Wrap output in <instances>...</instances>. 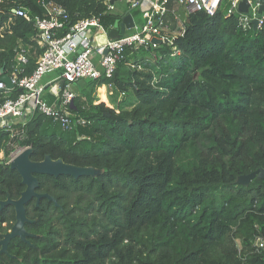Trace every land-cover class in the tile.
<instances>
[{"label": "trees", "instance_id": "16d2710c", "mask_svg": "<svg viewBox=\"0 0 264 264\" xmlns=\"http://www.w3.org/2000/svg\"><path fill=\"white\" fill-rule=\"evenodd\" d=\"M43 3L64 8L66 27L97 16L108 28L120 18L105 12L103 0H0L5 73L20 49L24 73L34 69L43 48L33 39V20L45 15ZM229 5L222 0L211 15L189 13L173 39L177 55L169 56L165 42L154 50H126L111 79L88 80L80 87L85 100L74 97L71 107L85 125L63 130L33 115L24 138L11 140L31 147L32 160L49 154L101 173L41 176L38 191L61 208L45 198L37 208L29 203L27 215L36 221L25 227L36 234L34 246L11 239L0 264H264L254 246L256 237L264 239V180L235 183L264 167V20L244 29L236 13L227 14ZM130 12L141 14L139 7ZM145 52L156 60L140 57ZM108 82L123 94L116 108L92 103L94 87ZM9 141L0 127V199L7 192L17 198L24 188L5 163ZM13 221L7 206L0 230Z\"/></svg>", "mask_w": 264, "mask_h": 264}, {"label": "built area", "instance_id": "2783aa9c", "mask_svg": "<svg viewBox=\"0 0 264 264\" xmlns=\"http://www.w3.org/2000/svg\"><path fill=\"white\" fill-rule=\"evenodd\" d=\"M118 1L121 0H103L105 12L119 14L121 18L126 10L139 7L142 22L136 24L134 20V27L114 38L108 36L113 25L104 28L97 16L79 19L68 23L66 27L68 17L64 8L55 3H43L45 15L36 16L33 20V39L43 48L34 69L29 74L24 73L23 66L27 57L25 49H20L16 55V64L8 74L13 87L7 88L0 79L3 98L0 104V127L9 133L8 143L11 147L5 163L8 164L14 156L29 147L16 145L11 140L24 138L25 126L36 112L51 118L63 130L85 125L87 120L71 111L73 99L77 96L71 89L72 85L85 79H111L118 63L125 57L126 50H154L165 42L170 46L169 56L177 55L179 49L173 44L176 35L166 32L168 13H175L169 9L171 4L181 7L186 15L199 10L211 15L222 0H122L125 7L123 11V7L118 8ZM238 1L230 0L227 14L236 13L244 29L249 28L254 19H257V26H260L264 20V13H258L260 2L249 1L248 12L240 13L237 10ZM15 13L23 15L24 11L17 9ZM152 38L160 39L161 42H153ZM49 73H55V76L43 81ZM57 82L60 83L58 86ZM13 90L17 92L13 93ZM46 94L53 95L51 103L46 100ZM254 246L264 256L263 237H256Z\"/></svg>", "mask_w": 264, "mask_h": 264}, {"label": "water", "instance_id": "95a60500", "mask_svg": "<svg viewBox=\"0 0 264 264\" xmlns=\"http://www.w3.org/2000/svg\"><path fill=\"white\" fill-rule=\"evenodd\" d=\"M114 0H110L113 2ZM249 1L252 0H239L237 3V10L240 13H247L249 9ZM260 2L258 13H264V0H255ZM131 9L126 10L121 18H117L113 24V27L108 31V36L111 38L118 37L124 33L126 29L134 27V18L130 12ZM188 20V19H187ZM252 25L255 28L257 26V19L252 21ZM153 42L160 43L161 40L152 38ZM105 52V51H104ZM0 79L6 84L7 88H12L13 83L7 73L4 72L3 67L0 68ZM21 91V89H19ZM109 116V113H105ZM33 149L31 147L23 149L20 153L14 156L8 163L10 169H14L21 177V183L24 185V189L20 192L17 198H11L8 196L5 199H0V210L7 205L13 206L15 220L12 226L4 233L0 238V256L2 254H8L7 246L11 239L19 238L22 242L27 243L29 246H34L29 238L35 235L26 230V223H33L35 220L31 219L26 214L25 205L31 200L35 199V206H39L41 199H46L48 202H52L54 206L60 207L57 199L47 192H39V180L36 174H45L54 177L59 175H67L73 178L80 176L95 177L101 173L100 169L93 166H79L71 163L64 162L61 158L53 159L49 154H45L41 160H32L31 156ZM2 163V162H1ZM259 178L264 180V167H258L257 169L246 173L240 174L236 177L235 183L241 185H248L253 178ZM10 257L13 255L10 254Z\"/></svg>", "mask_w": 264, "mask_h": 264}, {"label": "crops", "instance_id": "0c3cea01", "mask_svg": "<svg viewBox=\"0 0 264 264\" xmlns=\"http://www.w3.org/2000/svg\"><path fill=\"white\" fill-rule=\"evenodd\" d=\"M172 10L175 11L174 14L171 13L172 17L171 16H168V20H170L173 24L175 23H179V14H178V11H181L183 14H185V17H184V21H187V15L186 13L182 10L181 7H179L178 5H172ZM141 12V10H140ZM140 16V22H142V12L141 14L139 15ZM178 17V19H176ZM136 24H139L137 21H136V17H133ZM174 20V21H172ZM169 26V25H167ZM183 29V25L180 27V29H178L177 31L176 30H173L171 28V30L173 31H169L168 27L166 29V32L168 34H174V35H177L179 32H181ZM176 32V33H175ZM140 57H143L144 60H149L151 63H153L156 58L154 57V55L151 53H141ZM142 67V66H140ZM51 74L46 80L48 79H51L55 76V73H49ZM90 80V79H85V80H79L78 82H76L75 84L72 85V87L75 89L76 88V93H77V96H80V99L79 100H85V97L83 95V93L80 91V87H84L86 85V82ZM60 83L57 82V86L59 85ZM78 89V91H77ZM122 93L120 91H118L115 86L113 85V83L111 82H108V83H103L101 85H97L94 87L93 91L91 92V97H92V103L94 104H97V103H100V102H103L106 106L108 107H111V108H116L117 105H118V102L120 100V98H122ZM76 96V97H77ZM54 100V99H53ZM73 106V102H72V105L71 107Z\"/></svg>", "mask_w": 264, "mask_h": 264}, {"label": "rangeland", "instance_id": "374dc122", "mask_svg": "<svg viewBox=\"0 0 264 264\" xmlns=\"http://www.w3.org/2000/svg\"><path fill=\"white\" fill-rule=\"evenodd\" d=\"M117 6H118V8L119 9H121L123 6H124V1H118L117 2ZM123 10H125V7H123L122 9H121V11H123ZM178 14H179V18H180V20H179V23H172L170 20H168L167 21V25H169L168 26V29H169V31L171 32L172 30H171V28L173 29V30H178V29H180V27L183 25V22H184V17H185V14H183L181 11H178ZM140 16H136V21L138 22V23H140ZM173 32V31H172ZM176 33V32H175ZM102 38H100V40H101ZM51 74H46L45 76H44V78H43V81H45L49 76H50ZM72 89V91H74V92H76V88L74 89L73 87L71 88ZM77 91H78V89H77ZM0 158H3V153L1 152L0 153ZM0 161H2V160H0ZM238 242V245H240V243H239V241H237Z\"/></svg>", "mask_w": 264, "mask_h": 264}, {"label": "flooded vegetation", "instance_id": "af4514ba", "mask_svg": "<svg viewBox=\"0 0 264 264\" xmlns=\"http://www.w3.org/2000/svg\"><path fill=\"white\" fill-rule=\"evenodd\" d=\"M3 163V161H0V164H2ZM12 170H14V169H12ZM17 172V171H16ZM45 174H36V176H37V178H38V180H40V177L41 176H44ZM20 176V175H19ZM21 178V177H20ZM23 185V184H22ZM24 186V185H23ZM24 189V188H23ZM22 189V190H23ZM21 190V191H22ZM20 191V192H21ZM40 192V191H39ZM20 194V193H19ZM8 196H10V193L9 192H7V194H6V198L8 197ZM41 201V200H40ZM31 204V203H33V205H34V207L35 208H37L36 206H35V199L33 198V199H31L26 205H25V208L27 207V205L28 204ZM39 204H40V202H39ZM7 206H11V205H7ZM7 206H4L1 210H0V212L5 208V207H7ZM12 207V209H13V206H11ZM39 207V206H38ZM13 211H14V209H13ZM26 214H27V212H26ZM28 216V215H27ZM29 217V216H28ZM29 218H31V217H29ZM31 219H34L35 221H36V218H31ZM14 220H15V214H14ZM34 221V222H35ZM14 222V221H13ZM13 222H12V224H13ZM33 222V223H34ZM12 224L5 230V231H2V230H0V238H1V234L2 233H4V232H6L11 226H12ZM0 226H1V228H3V227H6L7 226V223L6 222H2V223H0ZM25 226H26V224H25ZM26 228V227H25ZM27 230V229H26ZM27 231H29V230H27ZM30 232V231H29ZM31 233H33V232H31ZM35 236L34 237H36V234L35 233H33ZM34 237H32V238H34ZM19 239V238H18ZM30 239V238H29ZM10 242V241H9ZM9 244V243H8ZM7 250H8V246H7ZM1 257V256H0Z\"/></svg>", "mask_w": 264, "mask_h": 264}]
</instances>
